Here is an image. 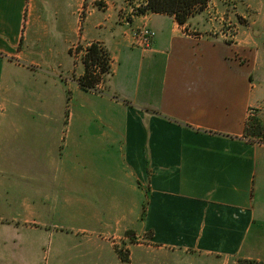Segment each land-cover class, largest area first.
<instances>
[{
    "label": "crops",
    "instance_id": "0c3cea01",
    "mask_svg": "<svg viewBox=\"0 0 264 264\" xmlns=\"http://www.w3.org/2000/svg\"><path fill=\"white\" fill-rule=\"evenodd\" d=\"M136 4L0 0V264H124L130 232L156 264L264 263V140L246 136L252 111L264 122L260 39ZM84 43L110 57L99 93L77 83ZM12 97L59 112L12 117Z\"/></svg>",
    "mask_w": 264,
    "mask_h": 264
},
{
    "label": "rangeland",
    "instance_id": "374dc122",
    "mask_svg": "<svg viewBox=\"0 0 264 264\" xmlns=\"http://www.w3.org/2000/svg\"><path fill=\"white\" fill-rule=\"evenodd\" d=\"M129 1L137 2L134 12L135 14L137 11H139V9H142L147 5L148 0ZM103 3V1L97 2V6L102 8L104 5ZM220 9H223L225 14L223 19L218 20V18L221 17V14L219 13ZM125 17L129 18L131 16H124V18ZM205 17L208 21L215 23L221 31H224L228 39H234V35L236 34L234 23H238V26H241L244 31H251L250 29L252 28V33L254 32L255 35H257L256 37L260 39L261 47L264 48V0H211L207 7ZM90 45L84 43V45L75 48L73 52V54H75L74 59L76 60V64L83 68L84 73V57L86 56L87 49L90 47ZM10 97L11 96H9V98ZM10 101L14 102L13 97ZM73 105H75V103H73ZM59 106L60 103L56 101L51 104L50 109H48L46 106L45 109H43V107L39 109L33 107L29 100L21 98L18 102L9 103L8 114L12 117H19L21 119L36 117L38 116V113H40V116H43V113L47 114L48 112H50L51 115H54L55 113L59 112ZM254 115H256L255 117H258L263 122L261 114L257 115L256 113ZM250 139L252 140V138ZM127 237L129 240L127 242L124 239L115 240V242H117L115 244V249L121 258L122 256L127 257L130 261L129 264H156L154 254L149 253L153 251H150L148 248V246H150L148 237L145 236L142 238L131 232L127 234ZM128 242H130L129 244L131 245H142V251L139 253L138 250H135L133 257H131ZM50 262L51 259L49 253L48 264H50Z\"/></svg>",
    "mask_w": 264,
    "mask_h": 264
},
{
    "label": "trees",
    "instance_id": "16d2710c",
    "mask_svg": "<svg viewBox=\"0 0 264 264\" xmlns=\"http://www.w3.org/2000/svg\"><path fill=\"white\" fill-rule=\"evenodd\" d=\"M210 0H148L147 5L136 14L152 12L155 14H165L175 17L181 25L186 24L190 18L203 12ZM85 73L78 79L79 87L85 92L99 93V86L111 74L110 57L105 48L99 43H93L87 49L84 57ZM250 116L246 125V136L253 141L262 142L264 140V122L258 117ZM145 211V206L143 208ZM122 261L129 264L127 257L122 256ZM237 264H264L256 260H239Z\"/></svg>",
    "mask_w": 264,
    "mask_h": 264
},
{
    "label": "built area",
    "instance_id": "2783aa9c",
    "mask_svg": "<svg viewBox=\"0 0 264 264\" xmlns=\"http://www.w3.org/2000/svg\"><path fill=\"white\" fill-rule=\"evenodd\" d=\"M156 37V33L149 28L143 27L134 33V44L139 47L149 48ZM254 111L251 116H254Z\"/></svg>",
    "mask_w": 264,
    "mask_h": 264
}]
</instances>
